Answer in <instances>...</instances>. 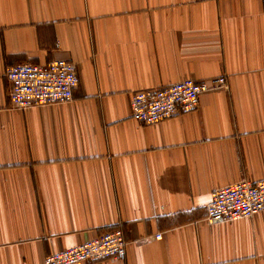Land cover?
<instances>
[{
	"label": "crops",
	"instance_id": "1",
	"mask_svg": "<svg viewBox=\"0 0 264 264\" xmlns=\"http://www.w3.org/2000/svg\"><path fill=\"white\" fill-rule=\"evenodd\" d=\"M53 60L72 101L15 109L5 70ZM219 76L193 111L130 117L137 91ZM240 180H264V0H0V264L115 228L123 261L77 264H264V212L205 221Z\"/></svg>",
	"mask_w": 264,
	"mask_h": 264
},
{
	"label": "built area",
	"instance_id": "2",
	"mask_svg": "<svg viewBox=\"0 0 264 264\" xmlns=\"http://www.w3.org/2000/svg\"><path fill=\"white\" fill-rule=\"evenodd\" d=\"M5 79L10 88L9 101L19 110L69 103L78 84L75 66L66 60L10 66L5 70ZM227 89V78L219 76L208 81L185 79L166 87L140 90L131 97L130 117L142 125H152L195 110L204 94ZM205 212L209 225L249 219L264 212V180L255 183L240 180L215 190ZM153 237L159 240L161 234ZM126 246L121 229H110L80 245L45 256L41 264L123 261Z\"/></svg>",
	"mask_w": 264,
	"mask_h": 264
}]
</instances>
